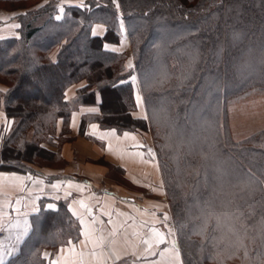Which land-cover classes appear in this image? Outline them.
Listing matches in <instances>:
<instances>
[{"label": "trees", "instance_id": "obj_1", "mask_svg": "<svg viewBox=\"0 0 264 264\" xmlns=\"http://www.w3.org/2000/svg\"><path fill=\"white\" fill-rule=\"evenodd\" d=\"M84 2L88 8L70 0H0V9L24 10L19 35L0 38V108L12 121L0 135V169L52 164L58 152L47 144L58 120L67 132L75 109L98 105L100 113L82 116V131L97 121L104 129L151 132L184 264H264V128L234 140L227 118L229 101L264 91V0H119V11L111 0ZM96 24L106 27L103 35H93ZM124 30L134 68L127 67L129 52L106 48ZM134 70L141 88L168 73L161 87L141 93L147 120L134 116ZM154 108L167 110L175 132L164 112L153 120ZM217 122L223 127L212 148L207 129ZM180 133L185 143L177 147ZM79 235L62 202L32 217V231L4 264H47L45 249L53 253Z\"/></svg>", "mask_w": 264, "mask_h": 264}, {"label": "crops", "instance_id": "obj_2", "mask_svg": "<svg viewBox=\"0 0 264 264\" xmlns=\"http://www.w3.org/2000/svg\"><path fill=\"white\" fill-rule=\"evenodd\" d=\"M94 29L97 35L106 32V27L102 24H96ZM106 48L129 52L127 63L131 62L134 66L126 33L118 43L107 42ZM132 76H136L138 81L135 70ZM85 84V81H81L70 86L66 90L67 99H73L78 89ZM136 91L135 87V94ZM100 111L98 105L79 106L70 116V129L67 132L63 130V120H58L54 141L47 144L48 149L58 152L56 161L52 164L38 166L31 163L32 169L26 172L0 169V212L4 215L5 223V227L0 228V233L3 232V236L0 235V252L4 253L0 256L2 264L20 251L32 231V217L45 210L56 211L62 202L66 203L68 211L69 205H72L87 221H100L98 227L105 236L115 228L116 236L109 239L116 240L122 253H129L119 264H133V261L135 264H147L143 259L136 260L135 256L130 254L133 251L132 246L138 243V238L133 232L150 236L151 229L155 228L164 233L168 241L160 245V248L170 246L173 237L167 236V233L169 228L175 231V225L165 184L163 188L160 186L163 175L159 160L156 154L154 160L148 154L149 149L155 153L151 132H120L114 127L104 129L97 121L89 122L82 131V116H93ZM134 116H141L140 108H136ZM11 125L12 121L0 108V135L7 132ZM92 125L96 127L93 128ZM125 132L129 133L127 137ZM109 144L112 145L111 149ZM53 185L59 187L53 188ZM17 200L20 201L19 204L16 203ZM80 201L91 208V216L80 207ZM48 204H54L55 209H49ZM17 208L19 212L16 211ZM69 213L72 215L71 211ZM164 214L170 217L167 221L168 227H165L163 222ZM72 217L79 224L81 232L79 219L73 215ZM8 222L11 227L7 226ZM175 239L177 240V235ZM70 240L79 250L82 247L80 241L84 240V237L79 235L78 239ZM125 240L128 243H125ZM68 247L67 243L63 244L53 253L45 249L43 254H50L47 264L49 260L56 258L61 248L66 255ZM142 248L141 245L136 249L138 254ZM155 259L158 257H149V260Z\"/></svg>", "mask_w": 264, "mask_h": 264}, {"label": "snow or ice", "instance_id": "obj_3", "mask_svg": "<svg viewBox=\"0 0 264 264\" xmlns=\"http://www.w3.org/2000/svg\"><path fill=\"white\" fill-rule=\"evenodd\" d=\"M111 3L115 6L117 11H119L121 7L119 0H111ZM76 6L80 8L89 7L84 2V0H80L79 4ZM57 7L61 15H57L55 19L60 20L62 19V14L64 13V5L60 4ZM11 27L19 29L21 25L12 24ZM97 27L99 28L100 26L98 25ZM121 28H123L122 21H121ZM95 34L96 32L94 29L93 35ZM196 55H198V53ZM196 55L193 56V60L196 59ZM127 67L133 68L134 66L132 65L131 62H129ZM168 79H169L168 73L165 70V71L160 72L159 75H154V76L147 78L143 82V87L141 88L140 84L137 81V77L131 76L132 83L137 89L136 94H135L136 107L141 109V116L139 118L145 119V120L149 119L147 110L145 108V105L148 103V99L141 93L143 91H147L151 93L153 90H156L159 87H161L165 83V81H167ZM121 83H124V81H121ZM65 96H67V93H65ZM161 112L165 113V119L167 120L169 127H171L173 129V132H175L176 131L175 122L170 117L167 116L166 109L158 110L154 108L153 113H152L153 120L159 123L161 119ZM92 127L95 128L96 125H92ZM222 127L223 125L220 124L219 122H217L216 124L208 125L207 130L210 134L209 138L213 140V142L210 144V147L215 148V140H214L213 134L218 135L219 129ZM124 135L125 137H127L129 133L125 132ZM169 139L171 140L172 137L170 136ZM184 143H185L184 134L180 133L179 138L176 140V145L177 147H180ZM168 146L171 147V144ZM111 147L112 145L109 144L110 149ZM148 154L149 156L152 157L153 160L155 159V153H153L151 149L148 150ZM207 158L208 156L205 155V159ZM157 169H159L158 165H157ZM248 174L250 176H254V173H252L251 170H249ZM262 183H264V181H262ZM69 186H71V181H69ZM160 186L161 188L164 187L163 180H161ZM52 187L58 188L59 185H53ZM16 203L19 204L20 201L17 200ZM79 203H80V207L85 209V212L87 213V215L91 216V213H92L91 208L88 205H86L83 201H80ZM9 207H11V205H9ZM47 207L49 209H55L54 204H48ZM34 210L39 211V209H35V208ZM16 211L19 212L20 211L19 208H17ZM69 211H71L72 215L76 216L80 221V225L82 228L80 235L84 237V240L80 241L82 247L79 250H77L76 246L72 243L71 240L67 241V244L69 245L67 249V254L65 255L64 249L61 248L56 258L54 260H49V264H119V262L124 260L125 256L129 255L128 252H123V253L121 252V250L117 246V242L115 239H109V237L116 236L117 233H116L115 228H113V230L108 234V236H105L103 234L102 229L98 227V225L101 223L100 221H96V220L87 221L85 219V216L81 214L80 212L76 211L72 207V205H69ZM169 219L170 217L167 214H164L163 222L165 224V227H168L167 221ZM109 222L111 223V221ZM217 224L218 226L220 224L219 218H217ZM7 226L11 227L12 225L10 222H8ZM4 227H5L4 215L2 212H0V228H4ZM184 227H186V225L184 224L180 225L181 229H183ZM133 235L138 238V243L132 246L133 251L130 254L132 256H135L136 260L143 259L144 261L147 262V264H184V260L182 259V256H181L180 247L178 246L177 240L175 239L176 232L173 231L172 228H169L168 233H167V236L173 237V239L170 241V246L165 247L163 249L160 248V245L168 243L166 235L158 231L155 228L151 229L150 236L141 235L140 232H133ZM237 242L242 243V241H239V238ZM125 243H128V241L125 240ZM141 245L143 246V248L138 254L136 249H138ZM3 254H4L3 252H0V256H2ZM43 256L45 259H49L50 254L45 252ZM149 257H158V259L149 260ZM0 264H2V262H0ZM133 264H135V261H133Z\"/></svg>", "mask_w": 264, "mask_h": 264}, {"label": "rangeland", "instance_id": "obj_4", "mask_svg": "<svg viewBox=\"0 0 264 264\" xmlns=\"http://www.w3.org/2000/svg\"><path fill=\"white\" fill-rule=\"evenodd\" d=\"M22 12H24L23 9H0V38L19 35V30L12 28L11 25L19 24L17 15ZM46 16V14L39 16L34 24L42 23ZM114 110L119 111L118 106L115 107ZM227 118L230 132L234 140L244 139L254 132L263 129L264 91L254 89L241 97L229 101L227 106ZM41 161L43 164L44 161ZM31 168H29L28 171H30Z\"/></svg>", "mask_w": 264, "mask_h": 264}, {"label": "built area", "instance_id": "obj_5", "mask_svg": "<svg viewBox=\"0 0 264 264\" xmlns=\"http://www.w3.org/2000/svg\"><path fill=\"white\" fill-rule=\"evenodd\" d=\"M0 235L2 236L3 235V232H1Z\"/></svg>", "mask_w": 264, "mask_h": 264}]
</instances>
